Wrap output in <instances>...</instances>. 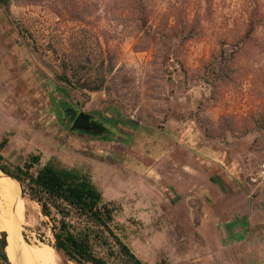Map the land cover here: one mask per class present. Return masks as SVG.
I'll return each instance as SVG.
<instances>
[{
    "label": "rangeland",
    "instance_id": "374dc122",
    "mask_svg": "<svg viewBox=\"0 0 264 264\" xmlns=\"http://www.w3.org/2000/svg\"><path fill=\"white\" fill-rule=\"evenodd\" d=\"M71 2L79 16L57 14L63 4L52 0H0L5 161L40 154L42 164L55 158L88 173L144 264H176L186 237L197 235L189 222L209 204L235 207L242 196L256 204L264 188L250 180L264 162V0ZM139 2L150 17L146 30L136 23ZM255 10L260 25L247 39ZM65 70L70 87L59 79ZM104 71L102 88L81 87ZM65 90L79 113L120 137L61 126L56 103ZM22 200L25 243L76 264L52 246L40 205L27 192Z\"/></svg>",
    "mask_w": 264,
    "mask_h": 264
},
{
    "label": "trees",
    "instance_id": "16d2710c",
    "mask_svg": "<svg viewBox=\"0 0 264 264\" xmlns=\"http://www.w3.org/2000/svg\"><path fill=\"white\" fill-rule=\"evenodd\" d=\"M1 1L9 3V0ZM44 1L30 0V3L42 4ZM52 1L53 4L56 2L63 4L58 5L57 14L67 11L79 16L81 13L78 4H73L72 0ZM53 4L52 7L56 10L57 5ZM135 14L137 26L146 30L150 17L143 3H138ZM257 15L256 10L251 13L245 31L247 39H251L260 25ZM114 67L110 64L106 72H112ZM105 74V71L100 74L93 84L84 80L80 85L89 90H98L105 83ZM59 79L62 82L61 85L70 87L72 80L67 70L59 76ZM62 93L58 94L60 98L56 103L59 124L76 129L79 133H88L73 128L75 117L79 112L66 100L64 95H67V91ZM105 132L112 137H120L111 128H106ZM7 146L8 140L5 139L0 145V170L16 176L30 199L40 205L42 213L52 223L54 237L52 246L55 249L62 250L69 260L76 264H144L117 232L115 205L104 199L101 190L88 173L67 167L55 158L42 164L40 154H31L22 164L11 166L5 161L3 155ZM6 246V232H3L0 237V264H13L6 252Z\"/></svg>",
    "mask_w": 264,
    "mask_h": 264
},
{
    "label": "crops",
    "instance_id": "0c3cea01",
    "mask_svg": "<svg viewBox=\"0 0 264 264\" xmlns=\"http://www.w3.org/2000/svg\"><path fill=\"white\" fill-rule=\"evenodd\" d=\"M239 199L235 207L209 204L197 224L189 222L197 235L186 237L176 264H264V188L256 204Z\"/></svg>",
    "mask_w": 264,
    "mask_h": 264
},
{
    "label": "bare ground",
    "instance_id": "6f19581e",
    "mask_svg": "<svg viewBox=\"0 0 264 264\" xmlns=\"http://www.w3.org/2000/svg\"><path fill=\"white\" fill-rule=\"evenodd\" d=\"M20 194L18 183L0 170V230L7 232L6 252L10 260L14 264H63L61 254L52 247L34 248L19 236L26 206Z\"/></svg>",
    "mask_w": 264,
    "mask_h": 264
},
{
    "label": "water",
    "instance_id": "95a60500",
    "mask_svg": "<svg viewBox=\"0 0 264 264\" xmlns=\"http://www.w3.org/2000/svg\"><path fill=\"white\" fill-rule=\"evenodd\" d=\"M73 127L81 129V130H84V131H87V132H90V133H99V132L103 131V128L101 129L100 123L98 121H96L95 119H91V115L87 114V113H84V112H80L75 117V121H74ZM3 174L5 175V177H8V178H10V179H12V180H14V181H16L18 183V185L21 188L20 198L23 199L24 195H25V191H24V188H23V185H22L21 181L14 175H11V174H8V173H5V172H3ZM19 236L21 237V231H19ZM7 245H8V241H7Z\"/></svg>",
    "mask_w": 264,
    "mask_h": 264
},
{
    "label": "built area",
    "instance_id": "2783aa9c",
    "mask_svg": "<svg viewBox=\"0 0 264 264\" xmlns=\"http://www.w3.org/2000/svg\"><path fill=\"white\" fill-rule=\"evenodd\" d=\"M250 180L253 184H261L264 182V162L260 164L259 168L251 174Z\"/></svg>",
    "mask_w": 264,
    "mask_h": 264
},
{
    "label": "flooded vegetation",
    "instance_id": "af4514ba",
    "mask_svg": "<svg viewBox=\"0 0 264 264\" xmlns=\"http://www.w3.org/2000/svg\"><path fill=\"white\" fill-rule=\"evenodd\" d=\"M91 119H94V117L93 116H91ZM98 122L100 123V121L98 120ZM101 125L102 126H104V124L101 122ZM104 128V130H106V128L105 127H103Z\"/></svg>",
    "mask_w": 264,
    "mask_h": 264
}]
</instances>
